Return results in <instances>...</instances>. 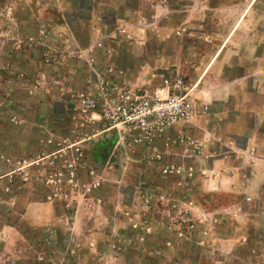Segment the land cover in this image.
Returning a JSON list of instances; mask_svg holds the SVG:
<instances>
[{"label":"rangeland","instance_id":"1","mask_svg":"<svg viewBox=\"0 0 264 264\" xmlns=\"http://www.w3.org/2000/svg\"><path fill=\"white\" fill-rule=\"evenodd\" d=\"M250 1L0 0V264H264V0L235 18ZM88 57L127 88L179 75L207 109L160 161L106 155L112 130L43 105ZM27 201L58 212V236L30 233Z\"/></svg>","mask_w":264,"mask_h":264},{"label":"built area","instance_id":"2","mask_svg":"<svg viewBox=\"0 0 264 264\" xmlns=\"http://www.w3.org/2000/svg\"><path fill=\"white\" fill-rule=\"evenodd\" d=\"M86 62L91 67L96 64L93 57H88ZM115 72L108 65L104 72L95 74L94 92H75L71 109L88 122H94L95 115L105 130H112L113 137H117L112 155L115 151H133L134 147L146 146L150 150L149 160H162L163 151L157 141L164 140L168 148V132L180 123H192L207 105L195 97L193 87L179 75L163 76L153 87L126 88L117 81ZM177 170L170 162L162 167L164 173Z\"/></svg>","mask_w":264,"mask_h":264},{"label":"crops","instance_id":"3","mask_svg":"<svg viewBox=\"0 0 264 264\" xmlns=\"http://www.w3.org/2000/svg\"><path fill=\"white\" fill-rule=\"evenodd\" d=\"M251 0L250 2H244L242 3L241 6H238L237 10V15H236V21H239L241 18H247L249 17V7L252 4ZM247 15V16H246ZM60 26L63 28V24H60ZM94 35V34H93ZM110 65V64H109ZM108 65H95L94 67H91L90 65H88L87 63V68L84 72H86V76L84 81L82 82V86H75L77 84V78L73 73L68 74V79L71 83H73V85H67L65 84L66 90H64L61 93H53V95H49V97H46L49 100H46L47 103H43V105H51L52 102L55 103H60L62 105V113L59 114V118L57 117V119H55L54 123L59 127V122H61L62 120H64V114L68 115V108L69 106L72 105V103L74 102V98L72 97L73 94H75V92L78 91H87V92H94V88H95V74H99L104 72L105 67H107ZM170 75V74H169ZM79 78V77H78ZM117 79V78H116ZM119 82V79H118ZM186 82V81H185ZM120 83V82H119ZM154 85H147L146 87H153ZM125 87V86H124ZM144 87V86H143ZM127 88V87H126ZM137 88H141V87H137ZM45 100V99H44ZM46 112L47 114H51L52 113V109L49 107H46ZM50 117V116H48ZM94 121L95 122H99V119L97 117H95L94 115ZM75 124V123H74ZM183 124V123H180ZM62 125V122H61ZM179 125V124H178ZM174 128H172L169 132L168 135L170 136L172 130ZM110 135H108L109 137ZM117 137L114 136L113 139L111 137H109V139H112V142L109 143V145H111V148L114 145L115 139ZM27 139V137L22 138ZM164 143V140H159L157 141V145H162ZM23 148L25 149V144L26 142L23 141L22 143ZM13 150V149H12ZM150 150L148 147L146 146H137L134 147L133 151H122L121 153L123 154H127V153H136V155H139L141 157H144L143 155H147L149 154ZM112 153V152H111ZM140 157V158H141ZM173 158V157H172ZM166 160L168 162H170V151L168 152V154L166 155ZM3 175V174H2ZM13 202L16 203L18 202V199H13ZM25 205V210L19 214L21 216L20 219L25 220L29 226H30V233H34L35 230H37L36 227H40L43 228V231H46L45 226L49 225V230L50 232L56 236H58V232H60L59 228H61L59 222H63L62 218L58 216V212L53 211L49 204L47 203H35V202H29L27 201ZM37 209V210H36ZM50 225L52 227H50ZM32 227V228H31ZM52 228V229H51ZM32 230V231H31ZM2 232H6V233H11L12 236L13 234L15 235L17 233L16 229L14 228V226L12 224L9 225H5L4 230ZM33 235V234H32ZM95 235H97V232H94V230L89 231V233L84 234L85 237V244L87 246V248L91 247L92 240L94 239ZM128 245H130L128 243ZM92 248V247H91ZM131 250H136L137 248H135L134 246L130 247ZM90 251H93V249H90ZM142 251V250H141ZM143 252V251H142ZM145 252H143L142 254V259L145 260L144 257ZM102 261H104V263L107 264H111V261L107 260L108 257L105 256V254L100 258ZM141 264H144L143 262Z\"/></svg>","mask_w":264,"mask_h":264},{"label":"water","instance_id":"4","mask_svg":"<svg viewBox=\"0 0 264 264\" xmlns=\"http://www.w3.org/2000/svg\"><path fill=\"white\" fill-rule=\"evenodd\" d=\"M112 152V148H111V145H108L105 149V154L108 155V154H111Z\"/></svg>","mask_w":264,"mask_h":264}]
</instances>
